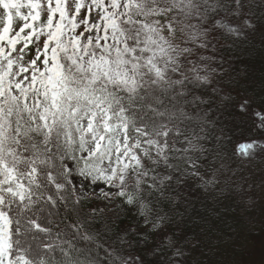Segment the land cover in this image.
<instances>
[{
    "label": "snow or ice",
    "instance_id": "snow-or-ice-1",
    "mask_svg": "<svg viewBox=\"0 0 264 264\" xmlns=\"http://www.w3.org/2000/svg\"><path fill=\"white\" fill-rule=\"evenodd\" d=\"M257 55L264 0H0V264H212L197 201L264 202Z\"/></svg>",
    "mask_w": 264,
    "mask_h": 264
},
{
    "label": "trees",
    "instance_id": "trees-1",
    "mask_svg": "<svg viewBox=\"0 0 264 264\" xmlns=\"http://www.w3.org/2000/svg\"><path fill=\"white\" fill-rule=\"evenodd\" d=\"M251 64L256 82L254 102L256 108L260 109V106L264 104V101L261 100L262 93L259 87L262 72H264V63H262L261 58L257 55L252 58ZM245 121L248 120L245 119ZM243 122L236 121L230 125L231 131L228 134L229 139L226 144L229 154L232 153L238 143L252 140L264 143V131L251 126L254 127L252 131L250 129L249 132H244L242 129ZM260 157H264V150L251 159L237 156L233 163L234 165L242 166L244 174L257 177L254 173V166H256ZM260 166L264 168V158L260 161ZM201 200H203V207L200 201H197L196 210L193 212V215L208 222L212 229L211 238H206L208 236L207 233L202 235L197 225H193L189 231L195 232L196 239H200L206 246L210 245L212 240H219V243L214 245L217 250L209 252L207 260L211 261L212 264H254L259 261L264 250V202H261L258 196L255 197L254 207L245 203L247 197L241 200L239 196H234L224 200L217 206H214L212 202L203 197H201ZM235 201H240L239 205ZM221 209L227 210L221 211ZM215 212H219V215L211 214ZM205 250L207 249L205 248ZM192 259L200 262L205 261V257L199 254H194Z\"/></svg>",
    "mask_w": 264,
    "mask_h": 264
},
{
    "label": "rangeland",
    "instance_id": "rangeland-1",
    "mask_svg": "<svg viewBox=\"0 0 264 264\" xmlns=\"http://www.w3.org/2000/svg\"><path fill=\"white\" fill-rule=\"evenodd\" d=\"M254 105H255V102H254ZM256 107V106H255ZM257 110H259L258 108H256ZM246 120H248V121H245L244 120V122H243V124H242V129H243V131L245 132H249L250 131V129H251V131L253 130V128L254 127H251V126H255V124L256 123H258V121L256 120V118L255 117H249V118H247ZM261 144H264L263 142L261 143ZM260 145V144H259ZM261 146V145H260ZM263 152V148L262 147H259V149L257 150V149H254L253 150V153H251V155H250V159L252 158V157H254V156H256L258 153H262ZM262 158H264V157H260V159L257 161V163H256V166H254V173H255V175L258 177V176H260L262 173H264V168L263 167H261L260 166V161L262 160ZM252 173V172H251ZM263 261H264V250H263V252H262V254H261V257H260V260L259 261H257L256 263H254V264H261V262H262V264H263Z\"/></svg>",
    "mask_w": 264,
    "mask_h": 264
}]
</instances>
